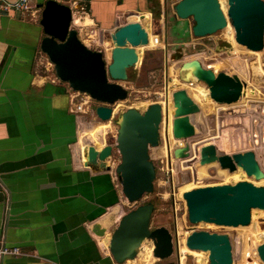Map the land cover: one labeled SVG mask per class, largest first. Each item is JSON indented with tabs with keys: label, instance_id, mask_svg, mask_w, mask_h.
<instances>
[{
	"label": "crops",
	"instance_id": "obj_1",
	"mask_svg": "<svg viewBox=\"0 0 264 264\" xmlns=\"http://www.w3.org/2000/svg\"><path fill=\"white\" fill-rule=\"evenodd\" d=\"M30 1V12L0 15V244L21 249L1 264H119L109 250L128 204L116 172L119 152L113 149L109 170L85 165L81 153L88 142L115 146L116 112L102 121L86 105L76 110L78 91L49 70L40 47L43 0ZM58 1L71 6L79 34L99 31L100 43L120 24L145 27L148 17L152 28L157 17L165 26L168 16V0ZM96 221L109 225L105 236L92 232Z\"/></svg>",
	"mask_w": 264,
	"mask_h": 264
},
{
	"label": "water",
	"instance_id": "obj_2",
	"mask_svg": "<svg viewBox=\"0 0 264 264\" xmlns=\"http://www.w3.org/2000/svg\"><path fill=\"white\" fill-rule=\"evenodd\" d=\"M227 14L220 0H179L174 6L179 20L193 18L195 36L203 37L225 28L228 23L234 28L236 41L252 51L264 48V0H227ZM73 11L70 5L58 0H46L43 4L40 24L44 37L41 50L54 65L57 77L69 87L86 93L100 104L96 116L102 121L113 117V105L128 97L129 91L122 83L129 77V69L135 66L140 55L138 47L149 43L150 31L140 21L118 25L109 35L110 61L101 49H92L83 42L77 28L73 27ZM187 79L194 75L207 84L210 96L216 102L231 104L244 95L246 80L238 74H229L218 66L206 67L198 60H188L182 65ZM189 82V81H188ZM175 116L173 134L186 141L196 135L194 115L201 106L190 96L186 88L172 93ZM164 106L153 102L144 111L128 108L118 119V132L113 143L99 148L94 142L82 148L85 165L94 169L109 170L107 164L113 149L120 153L116 166L122 192L129 202L139 201L144 194L154 190L156 166L151 159L150 148L160 145ZM177 158L192 157V145L176 147ZM201 164L217 161L223 168L235 171L243 169L248 176L264 178V170L252 149L228 153L216 143L201 146ZM188 207L189 220L193 223H212L220 226H246L252 220V209H264V186L252 181L221 183L199 186L183 194ZM153 202L139 204L125 212L114 226L109 250L114 260L121 264L135 259L142 245L151 242L152 255L166 259L174 253L172 232L164 225L151 228ZM91 230L98 236L110 231L108 224L96 221ZM192 250L209 251L210 264H233L232 239L227 233L194 230L186 238ZM257 253L264 262V242L258 245Z\"/></svg>",
	"mask_w": 264,
	"mask_h": 264
},
{
	"label": "rangeland",
	"instance_id": "obj_3",
	"mask_svg": "<svg viewBox=\"0 0 264 264\" xmlns=\"http://www.w3.org/2000/svg\"><path fill=\"white\" fill-rule=\"evenodd\" d=\"M173 1L175 0H168V16L165 26L160 22V18L155 17L157 20L154 26L149 28L150 20L148 17L144 18L143 23L150 31L149 43L142 47L139 62L129 69L128 79L122 82L129 91L128 97L113 105L116 112L113 122L116 125H118V119L122 112L128 108L144 111L153 102H160L164 106L162 140L159 146L150 148L151 159L157 170L154 190L144 194L137 202L128 201V204L124 205V209L128 212L139 204L153 202L155 209L151 228L164 225L172 232L173 255L166 259L154 258L152 264H197L196 256L184 251L182 246V240L185 239L186 245L187 236L194 230L229 234L232 239L233 264H264L257 253L258 245L264 242V238H262L264 236V210H257L258 213L254 212V216L257 214L256 220L254 218V225H251L252 215L251 223L244 227L220 226L204 222L193 223L189 220L188 207L183 197L186 190L199 186L234 183L231 180L232 175L239 173L237 170L230 171L228 168L221 167L217 161L205 173L198 170L197 164H200L198 152L202 145L216 143L220 149L230 154L248 149L256 151L259 142L264 145V48L260 51L249 50L239 44L235 36L233 40L230 39L228 33L223 29L203 37L195 36L192 31L193 18L177 19L174 16L175 3H172ZM221 3L227 14L228 1L221 0ZM73 27H75L74 22ZM230 28L234 30L232 25ZM80 32L83 42L92 49L103 50L109 62L108 44L94 40L100 37V32ZM155 35H159L160 45L152 44ZM188 60H198L206 67L216 65L220 70L229 74H238L247 82L243 97L231 104H219L211 98L219 105L216 110L211 109L206 100L199 98L196 90L197 86H206L207 88V84L197 78H185L187 71L182 69V65ZM52 68L53 70H49L55 72L54 65ZM44 69L46 70L45 67ZM188 81L192 83H184H188ZM180 88H186L190 96L201 106V112L193 117L196 135L187 140L192 145V157L189 158H177L174 155V150L180 142L182 146L187 143L185 139L177 138L173 134L172 128V119L174 118L172 93ZM254 89L258 91V96L251 98L249 92ZM254 97L256 100L253 99ZM97 106L98 103H93L91 107L94 113ZM256 152L264 170V152L263 150L261 153ZM118 154L121 160L120 153ZM246 180H254L255 184L264 186V178ZM187 184L191 185L188 187ZM256 226L259 228L258 234L262 232L263 235L260 234V237L254 239L252 237L256 235ZM241 228L246 229H243V232ZM249 229L250 231L253 229L251 233ZM241 231L248 234V237L244 236ZM246 237L248 239H245ZM253 244L257 245L256 249ZM143 245L140 252L144 250V253L138 260L147 258L151 247L149 240ZM254 250L256 251L254 252ZM205 264H210L209 258Z\"/></svg>",
	"mask_w": 264,
	"mask_h": 264
},
{
	"label": "bare ground",
	"instance_id": "obj_4",
	"mask_svg": "<svg viewBox=\"0 0 264 264\" xmlns=\"http://www.w3.org/2000/svg\"><path fill=\"white\" fill-rule=\"evenodd\" d=\"M221 2V1H220ZM221 6H222V3H221ZM223 8V7H222ZM225 11V10H224ZM225 13H226V11H225ZM230 26H231V24H230V22L228 23V25L225 27V28H223V30H225V32H227L228 33V35H229V37H230V39H234V30L233 29H231L230 28ZM146 27V26H145ZM108 42H110L109 40H107V42L106 43H108ZM153 44V43H152ZM151 44V45H152ZM151 45H149V46H151ZM142 47L143 46H140V47H138V52H139V55L141 56V49H142ZM107 52H108V54H110V48H109V46L107 47ZM189 75H191V77L192 78H195L194 77V75H192V74H189ZM178 81V80H177ZM185 84H190V83H192V82H188V83H186V82H184ZM199 85V84H198ZM197 89V91H198V94L197 95H199L200 97L199 98H202V100H206V102H207V104H208V106L211 108V109H213V110H216L217 108L216 107H218L219 105L218 104H216V103H219V104H224V103H220V102H214L212 99H211V96H210V90H209V87L207 86V88H206V86L205 87H201V86H197L196 87ZM247 88V87H246ZM248 89V88H247ZM246 89V90H247ZM249 90V89H248ZM254 92V91H253ZM252 96H255V94L254 93H252ZM172 101H173V99H172ZM206 104V105H207ZM173 116H175V105H174V101H173ZM172 121H173V119H172ZM196 153H197V149H196ZM215 163V161H213V162H210V163H205V164H197V168H198V170H201V172L202 173H205L206 172V170L210 167V166H212V165H215L214 164ZM236 171V170H235ZM240 172L241 174H239L238 176H235L233 179H231L234 183H236V182H238V181H241V180H246V179H250V180H252V179H255V180H261V179H263V178H260V179H257V178H255V177H252V176H249V177H252V179L251 178H249L248 177V175L246 174V172L243 170V169H237V172ZM254 180H252V182H253ZM254 183V182H253ZM190 186L191 184H187V186ZM186 186V187H187ZM188 186V187H189ZM187 189V188H186ZM186 189H184V190H186ZM183 190V191H184ZM184 194V193H183ZM257 210L259 211V210H264V209H260V208H253L252 209V215H253V221H252V224L251 225H254V223H255V220H256V218H255V216L257 215H255L254 216V212H256V213H258L257 212ZM254 218H255V220H254ZM202 223V222H201ZM204 223H206V222H204ZM251 223V222H250ZM257 224H258V222H257ZM249 225V224H248ZM248 225H246V226H248ZM240 226H242V225H240ZM244 227V226H243ZM252 227V226H251ZM251 227H249L250 229H251ZM242 229V228H241ZM240 229V230H241ZM244 229V228H243ZM243 229H242V231H243ZM246 229V228H245ZM244 229V230H245ZM248 229V228H247ZM250 229H249V231H250ZM254 229V228H253ZM252 229V230H253ZM259 228L256 226V235L255 236H253L252 238H254V239H256V238H258V237H260L259 235L260 234H262V232H260V234H258V230ZM252 230L250 231V233L252 232ZM241 231V232H242ZM244 232V231H243ZM242 232V233H243ZM247 232H248V230H247ZM249 233V234H250ZM253 233H255V232H253ZM253 233H252V235H253ZM244 234V233H243ZM247 235V237H248V234H244V236H246ZM263 235V234H262ZM261 235V236H262ZM245 238V239H248V238ZM262 238H264V236H262ZM261 240H263V239H261ZM149 243H151L150 241H149ZM262 243V242H261ZM182 246H183V250L184 251H188L189 253H191V254H194L195 256H196V260H197V264H205L206 262H207V259L209 258V251H204V250H192V249H190V248H188L186 245H185V239H183L182 240ZM254 245V248L256 249V247H257V245L256 244H253ZM144 246V245H143ZM146 251V250H145ZM256 250H254V252H255ZM143 253H144V250L142 251V252H138V255H137V257L136 258H140V257H142V255H143ZM146 253V252H145ZM135 258V259H136ZM152 260H154V256L152 255V250H151V247H150V249H149V251H148V256H147V258H144V260H138V264H148L149 262H151Z\"/></svg>",
	"mask_w": 264,
	"mask_h": 264
},
{
	"label": "built area",
	"instance_id": "obj_5",
	"mask_svg": "<svg viewBox=\"0 0 264 264\" xmlns=\"http://www.w3.org/2000/svg\"><path fill=\"white\" fill-rule=\"evenodd\" d=\"M46 0H43V4ZM34 8V5L30 0H0V15L3 11L6 10H17L20 12H30ZM160 38L159 35H155L153 45L157 46L160 45ZM79 95L75 96L73 99V102H75L78 98V101H76L75 106L77 111L83 110V107L86 105L89 108L92 107L93 103H98V105L103 104L101 102L96 101L91 96H89L86 93L78 92ZM114 108V107H113ZM115 113V109H114ZM182 146V143L178 144L177 147ZM170 155H171V149H170ZM0 182V187H1ZM143 247V245H142ZM141 247V248H142ZM21 253V249L19 247H12L5 243L0 244V264L2 259L7 255H14Z\"/></svg>",
	"mask_w": 264,
	"mask_h": 264
},
{
	"label": "flooded vegetation",
	"instance_id": "obj_6",
	"mask_svg": "<svg viewBox=\"0 0 264 264\" xmlns=\"http://www.w3.org/2000/svg\"><path fill=\"white\" fill-rule=\"evenodd\" d=\"M221 1V0H220ZM254 91V92H253ZM252 93H254L255 94V97L256 96H258L257 94H258V91L257 90H250V92H249V94H250V96H251V98H252ZM253 98V99H255L256 100V98ZM263 132V130L261 131V133ZM261 137V136H260ZM261 150H263V152H264V145L261 143V142H259L258 144H257V146H256V151H258V153H261ZM254 151V150H253ZM256 151H254L255 152V155H256V158L258 159V156H257V152ZM259 161V160H258ZM260 162V161H259ZM239 174H241L240 172L239 173H236V174H233L232 175V178L231 179H233L235 176H238ZM252 178V177H251Z\"/></svg>",
	"mask_w": 264,
	"mask_h": 264
}]
</instances>
